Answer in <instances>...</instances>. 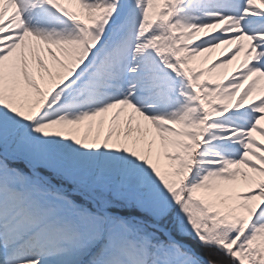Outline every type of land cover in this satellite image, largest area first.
Here are the masks:
<instances>
[{"label":"snow or ice","instance_id":"snow-or-ice-1","mask_svg":"<svg viewBox=\"0 0 264 264\" xmlns=\"http://www.w3.org/2000/svg\"><path fill=\"white\" fill-rule=\"evenodd\" d=\"M0 264H264V0H0Z\"/></svg>","mask_w":264,"mask_h":264}]
</instances>
